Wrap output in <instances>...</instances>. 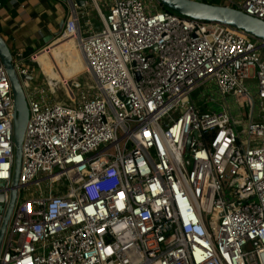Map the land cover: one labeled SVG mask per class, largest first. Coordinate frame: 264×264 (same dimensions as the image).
I'll return each mask as SVG.
<instances>
[{
    "label": "built area",
    "instance_id": "obj_1",
    "mask_svg": "<svg viewBox=\"0 0 264 264\" xmlns=\"http://www.w3.org/2000/svg\"><path fill=\"white\" fill-rule=\"evenodd\" d=\"M196 1L264 22V0ZM63 3L60 34L13 61L29 121L0 264H264V113L244 141L230 114H204L195 100L212 88L251 100L253 79L264 111V42L165 13L157 0H110L107 14L95 5L101 26L87 20L84 36L86 14ZM71 42L84 72L52 78L38 56L60 74L69 63L53 52ZM82 75L91 85L77 89ZM59 84L73 106L48 97ZM14 172V100L0 60V225Z\"/></svg>",
    "mask_w": 264,
    "mask_h": 264
},
{
    "label": "crops",
    "instance_id": "obj_2",
    "mask_svg": "<svg viewBox=\"0 0 264 264\" xmlns=\"http://www.w3.org/2000/svg\"><path fill=\"white\" fill-rule=\"evenodd\" d=\"M75 1L78 2V0ZM82 1L84 2V6H78L82 9V13L86 14L81 20V26L83 28V35L87 36L91 33L90 30L85 27L87 20L91 21L93 30H98L101 26V22L95 10V5L99 6L102 13H104L102 9L107 10L108 13L110 0H98V2L96 0ZM2 6V9H0V35L6 41L14 57L19 54L24 57H30L44 49L60 34L66 19V7L63 0H3ZM71 50V44L66 43L53 52L56 58L59 57V53H64L63 60L66 59L69 63L67 67L63 65L62 61L60 67V72L65 80L75 78L82 73L81 65L83 64L73 56ZM37 59L48 75L52 78H59L60 75L58 76L56 72L53 71L52 66L47 64V54H41ZM40 79H42L41 75ZM248 88L251 100L235 99L234 97L223 98L214 88H212V92L207 95L209 99L213 100L212 103L216 106V111L225 110L231 115L236 129L242 133L244 141H248V137L245 133L243 134L244 130H239L237 127L239 118L243 116L239 110V103L243 102L244 104L245 101H248L247 103L250 107L249 113L245 115L247 120L245 122H243V119L242 122L241 120L239 121L244 127L261 121L264 113V111L260 109V102L257 100L255 80L252 79L248 82ZM52 96L53 94L48 95L53 101ZM216 111L211 110V112ZM204 114H206V112H204ZM250 143L253 144L254 141L251 139Z\"/></svg>",
    "mask_w": 264,
    "mask_h": 264
},
{
    "label": "water",
    "instance_id": "obj_3",
    "mask_svg": "<svg viewBox=\"0 0 264 264\" xmlns=\"http://www.w3.org/2000/svg\"><path fill=\"white\" fill-rule=\"evenodd\" d=\"M163 8H168L175 14L205 23L219 24L241 30L257 40L264 42V22L250 17L245 13L217 5H210L196 0H157ZM79 6H84L82 0H78ZM0 60L5 68L11 83V89L14 100V144H15V172L10 189V200L4 213L0 225V253L5 241L6 232L14 210L18 195V181L21 170L22 145L25 137L27 124L29 121V109L25 99V94L19 77L14 68V56L11 53L6 41L0 35ZM22 80L30 81V77H21ZM3 198L0 197V204ZM0 209V213H1Z\"/></svg>",
    "mask_w": 264,
    "mask_h": 264
},
{
    "label": "rangeland",
    "instance_id": "obj_4",
    "mask_svg": "<svg viewBox=\"0 0 264 264\" xmlns=\"http://www.w3.org/2000/svg\"><path fill=\"white\" fill-rule=\"evenodd\" d=\"M109 1V0H108ZM202 1V0H200ZM0 2L3 3V0H0ZM104 13L106 14L107 13V10H103ZM75 54H78V52L75 50ZM78 58H80V56L78 55ZM47 64L48 65H51L50 63V59L48 58L47 60ZM84 65H81V71L84 72ZM60 80L62 81H66L64 79V77L62 76L61 72L60 74L56 73ZM76 78V77H75ZM74 79V78H72ZM88 79H90L89 77H87L86 75H82L81 77L75 79L72 83H73V86L77 89H79L80 87L81 88H89V85H91L89 82H88ZM69 80V79H67ZM41 82L43 83L42 80H37L36 82H33V87L35 89H37L38 87L41 88ZM73 90V89H72ZM210 92H212V90H210L209 92H205L204 90H199L197 93H196V100L199 101V105L202 107L203 111L204 112H207V111H211V110H214L216 111V106L211 103V102H208V97L207 96H203V94H209ZM52 99L55 103L57 104H62V105H66V106H73L74 103L71 101L70 97H69V93L67 92V89L61 84H59L57 86V88L55 89V92L52 96ZM236 109H237V106H236ZM239 110L241 111V113L243 114L242 118H239L238 122H237V127L239 130H244V132L247 131V126H243V124L239 123V121L241 120L242 122V119H243V122H245L247 120V117L245 116L247 113H249L250 111V107L247 103V101L244 102H240L239 103ZM244 128H243V127ZM246 129V130H245ZM21 198L25 199V194L24 192H21ZM8 238H9V234H7V237L4 241V244H3V248H2V253L4 252V250L6 249V245H7V241H8Z\"/></svg>",
    "mask_w": 264,
    "mask_h": 264
},
{
    "label": "bare ground",
    "instance_id": "obj_5",
    "mask_svg": "<svg viewBox=\"0 0 264 264\" xmlns=\"http://www.w3.org/2000/svg\"><path fill=\"white\" fill-rule=\"evenodd\" d=\"M70 44H71V48H72L71 51H72L73 56H74L77 60H80V61L82 62V64L84 65V62H83L82 58H81V57L78 58V54H75V50H77V49H76V43H75V42H71ZM84 69H85V65H84Z\"/></svg>",
    "mask_w": 264,
    "mask_h": 264
},
{
    "label": "trees",
    "instance_id": "obj_6",
    "mask_svg": "<svg viewBox=\"0 0 264 264\" xmlns=\"http://www.w3.org/2000/svg\"><path fill=\"white\" fill-rule=\"evenodd\" d=\"M161 7H162V6H161ZM162 10H163L165 13L172 14V15H177V14H175L173 11H171V10L168 9V8H163V7H162Z\"/></svg>",
    "mask_w": 264,
    "mask_h": 264
}]
</instances>
